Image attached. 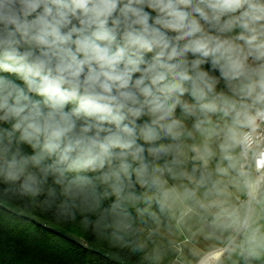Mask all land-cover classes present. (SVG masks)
I'll return each instance as SVG.
<instances>
[{
	"label": "clouds",
	"instance_id": "1",
	"mask_svg": "<svg viewBox=\"0 0 264 264\" xmlns=\"http://www.w3.org/2000/svg\"><path fill=\"white\" fill-rule=\"evenodd\" d=\"M0 70L4 194L264 258V0H0Z\"/></svg>",
	"mask_w": 264,
	"mask_h": 264
},
{
	"label": "trees",
	"instance_id": "2",
	"mask_svg": "<svg viewBox=\"0 0 264 264\" xmlns=\"http://www.w3.org/2000/svg\"><path fill=\"white\" fill-rule=\"evenodd\" d=\"M151 12V10L146 9ZM155 15V13H152ZM147 54V58L151 57ZM211 71L210 64L203 66ZM219 76L218 70L212 73ZM138 75V74H137ZM0 76L23 85L14 74L0 70ZM39 98V97H37ZM70 108L71 105H68ZM25 153L31 148L23 146ZM51 183V178L49 179ZM6 185L0 181V264H143L150 239L157 225L145 218L134 225L138 231H130L123 239L116 240L111 230L98 229L96 215L76 213L75 219L58 217L56 208L45 209L39 201L20 197L11 192L4 194ZM115 198L107 199V207ZM135 216V209H130ZM85 218L89 221L86 225ZM161 227L174 224L172 219L162 217ZM168 229V228H167ZM143 244L141 250L137 246ZM243 264V261H240ZM253 264H264V258Z\"/></svg>",
	"mask_w": 264,
	"mask_h": 264
},
{
	"label": "crops",
	"instance_id": "3",
	"mask_svg": "<svg viewBox=\"0 0 264 264\" xmlns=\"http://www.w3.org/2000/svg\"><path fill=\"white\" fill-rule=\"evenodd\" d=\"M222 87L223 83L221 82V84L218 85V90ZM177 111L179 112V109ZM190 167L191 165L189 164V168ZM169 183H175V181L169 180ZM236 197L240 198L242 196L234 192V199ZM172 221L174 228L171 231L160 226L159 229L153 233L143 264H181V260L184 258L188 260L192 259L190 249L194 246L196 248H203L210 243L209 241H205L202 237L197 236L194 244L188 229L184 228L183 232L178 231L175 229V220L172 219ZM240 261L241 259L238 256L233 255L231 259H226L224 264H240Z\"/></svg>",
	"mask_w": 264,
	"mask_h": 264
},
{
	"label": "rangeland",
	"instance_id": "4",
	"mask_svg": "<svg viewBox=\"0 0 264 264\" xmlns=\"http://www.w3.org/2000/svg\"><path fill=\"white\" fill-rule=\"evenodd\" d=\"M223 83V82H222ZM257 226L261 228L262 231H264V216L260 217L257 220ZM261 260V259H260Z\"/></svg>",
	"mask_w": 264,
	"mask_h": 264
},
{
	"label": "built area",
	"instance_id": "5",
	"mask_svg": "<svg viewBox=\"0 0 264 264\" xmlns=\"http://www.w3.org/2000/svg\"><path fill=\"white\" fill-rule=\"evenodd\" d=\"M239 199H240V200H243V199H244V197L242 196V197H240ZM178 248H179V246H178Z\"/></svg>",
	"mask_w": 264,
	"mask_h": 264
}]
</instances>
